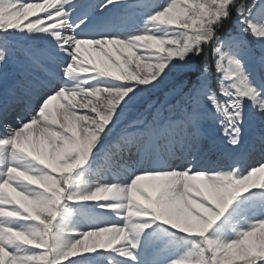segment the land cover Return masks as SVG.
Wrapping results in <instances>:
<instances>
[{
  "label": "snow or ice",
  "instance_id": "snow-or-ice-1",
  "mask_svg": "<svg viewBox=\"0 0 264 264\" xmlns=\"http://www.w3.org/2000/svg\"><path fill=\"white\" fill-rule=\"evenodd\" d=\"M0 33V264H264V155L200 157L264 122V0H0Z\"/></svg>",
  "mask_w": 264,
  "mask_h": 264
},
{
  "label": "rangeland",
  "instance_id": "rangeland-1",
  "mask_svg": "<svg viewBox=\"0 0 264 264\" xmlns=\"http://www.w3.org/2000/svg\"><path fill=\"white\" fill-rule=\"evenodd\" d=\"M40 2H42V0H40ZM80 2L81 3H97L99 2V0H80ZM125 2L132 4V3L139 2V0H125ZM116 11H119V10H116ZM120 19L123 20L121 24L117 22V24L120 26H126V25L133 24V23L139 26V24L137 23L138 14H136L133 10H130V12L127 15H120L117 21ZM10 38L13 39L14 43L23 50V45L21 42L15 40L13 37H10ZM85 48H86L85 55H91L94 58L96 57V53L90 47L85 46ZM245 133L250 138L254 137L252 140H254L255 138L264 140V122H261L258 119H250L249 122L245 125ZM212 135H213V132L208 137H212ZM211 141H214V142L210 145V147L212 146L214 147L215 149L214 152L216 151L219 152V159L217 158V156H215V154H213L210 151V149H206L205 151H200L201 159L206 161V163H208L209 165H212L215 163H225V162L232 163L233 161L236 160L235 158H237L241 154H244V151H246L245 146L243 147L238 146L236 148V152H233L234 150L230 151V149L228 148H227V151H225L223 147L225 143L222 140H217L212 137ZM249 146H251V143L249 144ZM115 160H116L115 168H113L111 172L114 174H118L121 179L127 176V174L129 173L128 170L132 171L135 168L139 169L141 167V164H140L141 157L140 156H133L132 158H128V161L125 162L123 158L118 155L115 158ZM256 160H259V159H256ZM256 160L253 159L251 156H249L247 164H253L256 162ZM241 167L246 168L247 166L243 167V164H242ZM109 178L111 177L109 176Z\"/></svg>",
  "mask_w": 264,
  "mask_h": 264
},
{
  "label": "trees",
  "instance_id": "trees-1",
  "mask_svg": "<svg viewBox=\"0 0 264 264\" xmlns=\"http://www.w3.org/2000/svg\"><path fill=\"white\" fill-rule=\"evenodd\" d=\"M249 43L252 48L256 50L257 56L259 55V52L261 51L260 47L256 43V40L249 37L248 38ZM0 47H2L1 40H0ZM174 86V82L172 80L166 81L165 84H163L160 89L156 90L154 94L151 97L152 102H156L157 100H160L161 102L168 100L170 97V89ZM142 109L139 107L138 104L134 103L130 105L124 112V114L121 117L122 123H129L134 118L138 119L140 117Z\"/></svg>",
  "mask_w": 264,
  "mask_h": 264
},
{
  "label": "bare ground",
  "instance_id": "bare-ground-1",
  "mask_svg": "<svg viewBox=\"0 0 264 264\" xmlns=\"http://www.w3.org/2000/svg\"><path fill=\"white\" fill-rule=\"evenodd\" d=\"M237 161H239V160H237Z\"/></svg>",
  "mask_w": 264,
  "mask_h": 264
}]
</instances>
